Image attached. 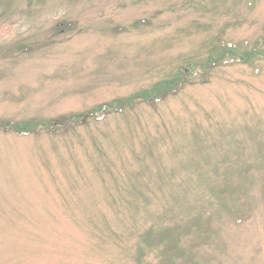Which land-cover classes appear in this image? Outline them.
I'll return each mask as SVG.
<instances>
[{"label":"rangeland","instance_id":"obj_1","mask_svg":"<svg viewBox=\"0 0 264 264\" xmlns=\"http://www.w3.org/2000/svg\"><path fill=\"white\" fill-rule=\"evenodd\" d=\"M0 264H264V0H0Z\"/></svg>","mask_w":264,"mask_h":264},{"label":"trees","instance_id":"obj_2","mask_svg":"<svg viewBox=\"0 0 264 264\" xmlns=\"http://www.w3.org/2000/svg\"><path fill=\"white\" fill-rule=\"evenodd\" d=\"M220 47L221 48H219V49H230V50H232L233 48H236V47H233V45L231 46V47H229L228 46V44H226V45H222V44H220ZM226 60V59H225ZM220 61H223V59H221ZM182 81H183V78H182ZM182 81H181V83H182ZM5 127H6V129H8V131H12V130H16V128L12 125V124H10V123H7L6 125H5ZM17 131V130H16ZM19 132H22V131H19ZM25 134H27L28 133V131H23Z\"/></svg>","mask_w":264,"mask_h":264}]
</instances>
